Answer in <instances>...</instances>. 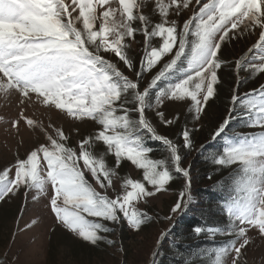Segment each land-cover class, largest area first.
Listing matches in <instances>:
<instances>
[{
	"label": "snow or ice",
	"instance_id": "6c2138e0",
	"mask_svg": "<svg viewBox=\"0 0 264 264\" xmlns=\"http://www.w3.org/2000/svg\"><path fill=\"white\" fill-rule=\"evenodd\" d=\"M189 11L191 16L183 19ZM254 33L247 51L257 55L250 65L244 63L246 56L235 65L264 80V0H151L150 5L128 0L127 7L121 0H115V7L113 0H92L90 7L86 0H0V96H14L22 106L13 129L23 120L28 128L39 127L48 142L0 171V201L21 188L44 193L50 185L49 205L56 220L93 245L103 239L99 233L110 231L105 221L126 223L138 235L153 227V221L168 222L170 227L151 235L146 249L151 260L145 264H164L168 236L193 208L190 157L196 151L198 125L220 98L219 73L227 63L222 58L224 47ZM138 44L142 55L132 52ZM146 74L151 79L142 85ZM241 83L237 81L230 95L228 115L210 129L212 142L225 141L222 154H213L210 163L217 169L238 165L243 175L236 191L242 195L226 205V228L205 224L191 229L197 237L214 238L218 232L231 237L215 251L211 264H248L245 257L255 239L264 241V83L246 91L243 98L238 95ZM33 97L74 121L91 120L100 127L70 147L62 129H54L53 136L23 116L25 102ZM238 103L244 111L237 110ZM185 104L183 121L181 113L167 118L162 110ZM149 112H154L158 124L148 118ZM234 118L239 126L258 131L228 135L234 131ZM160 126L169 133L175 128L176 139L161 134ZM148 140L166 146L163 158H150ZM97 143L114 156V168L93 153ZM199 154H206L205 145ZM41 156L46 176L38 174ZM124 160L142 170V180L120 177L117 169ZM13 169L14 178L9 179ZM173 182H178L179 194L163 216L133 207L159 199ZM84 214L95 219L88 221ZM177 264L189 261L184 258Z\"/></svg>",
	"mask_w": 264,
	"mask_h": 264
},
{
	"label": "rangeland",
	"instance_id": "374dc122",
	"mask_svg": "<svg viewBox=\"0 0 264 264\" xmlns=\"http://www.w3.org/2000/svg\"><path fill=\"white\" fill-rule=\"evenodd\" d=\"M121 2L124 7H127L128 0H121ZM150 2L151 0H145L146 5H150ZM203 2H207V0H203ZM86 3L90 7L92 0H86ZM113 7H115V0H113ZM145 12H148V7L145 8ZM76 14L73 13V15ZM191 14L189 11L183 19H187ZM177 19L180 23L183 22V19ZM77 26L82 27V23H78ZM258 31L257 29L256 32L258 33ZM137 39H140L139 36ZM189 39L191 41L194 37H190ZM254 39L255 33L251 38L246 36L239 43L232 41L226 43L224 47V56L222 58L227 61L225 66L232 67L233 69L235 81L232 86L233 91L237 87V81L251 80V82L254 81V85H257L256 87L259 86V83H264V80L251 76L246 68L242 69L241 73L240 69L238 70L235 65L236 60L242 56L247 57L244 61L246 65L252 63V57L256 56L257 53L255 51L248 53L247 50ZM132 52L135 55H142V45H135ZM105 58L112 59L114 63L117 62L114 57L108 54H105ZM118 66L126 75H130L126 68L122 65ZM183 66L186 67V61ZM150 79L151 76L146 74V79L142 80L141 84H146ZM161 86L164 85L162 84ZM252 88L250 87L247 90L241 91L239 87L238 95L243 98L244 93L251 91ZM224 96L226 97L225 93L221 97ZM187 103H190V101ZM223 104L221 103V106ZM229 106L230 108L232 107L231 104ZM239 106L242 107V104L238 103L237 107ZM21 108L22 106L19 105L14 96L7 99L0 96V171H3L6 167H11L18 159L26 158V155L30 151L41 144L48 143L44 132L39 127L34 129L28 128L23 120L20 121L18 129H13L12 122L19 118ZM162 110L165 111L167 118H171L174 113H181L180 119L183 121L187 114V104L184 107L169 105L167 109ZM216 110V105L212 103V107L208 109V116L205 117L203 125H198V127L201 129L205 128L208 131L212 129L216 122L221 120V117L217 119ZM237 110L244 111L243 107ZM154 115V112H149L148 118L154 124H158V120L153 119ZM23 116L33 119L39 125H42L44 130L50 135L55 136L54 129H62L68 137L69 146L73 148L77 146L78 141L83 136L94 133L100 127L91 120L74 121L60 112V110L55 109L54 106L48 108L40 105L39 99L35 97L25 102ZM158 131L163 135H168L171 139H176L175 128L169 133L160 126ZM250 131H258V129L247 128V132ZM195 141L196 151L190 157L193 175H196V168L193 163L196 157L199 156L200 146L214 143L211 139L204 141V138L195 139ZM203 141L204 144H201ZM92 151L97 158L104 160L107 167H115L114 156L106 153L102 144H94ZM46 170V162L43 161L41 156L38 174L46 176ZM117 171L121 178L142 180V170L135 169L127 160L122 161ZM14 175L15 171L13 169L9 174V179L14 178ZM88 179L95 187L94 181L91 180L90 176ZM25 192H28L27 197L25 196ZM178 194L170 188L159 199H153L152 203L147 205L143 204V202L134 203L133 207L140 211L152 208L154 211L164 215ZM109 195L114 194L109 192ZM50 197L51 187L47 185L44 193H39L35 189L21 188L15 196L0 201V264H145V261L150 262L151 260V256L146 253V249L149 246L148 239L156 232L170 227L168 222H159L149 228L147 233L144 232L138 235L129 229L126 223L123 226H119L105 221V226L110 231L99 233L103 239L93 245L82 240L77 234L69 231L62 223L56 220L55 215L50 209ZM69 210H72L71 206H69ZM84 216L88 221L95 219L88 217L86 214ZM122 231H125L129 237V240L123 243L121 241ZM109 240L113 243H107ZM245 259L248 264H264V241L256 238Z\"/></svg>",
	"mask_w": 264,
	"mask_h": 264
},
{
	"label": "trees",
	"instance_id": "16d2710c",
	"mask_svg": "<svg viewBox=\"0 0 264 264\" xmlns=\"http://www.w3.org/2000/svg\"><path fill=\"white\" fill-rule=\"evenodd\" d=\"M242 73V69H240ZM223 84L222 90L220 92V98L215 100L213 103L216 105V115L224 118L227 116L230 106V95L233 91L234 84V74L232 67H222L219 73ZM250 84V85H249ZM254 81L251 80L244 81L239 85L240 90H247L250 87H256ZM220 87V86H219ZM240 91V92H241ZM225 93L226 97H221ZM223 101L225 102L223 104ZM212 103V102H211ZM221 103L223 104L221 106ZM219 106V107H218ZM236 108L241 109L242 107ZM118 115L120 113H117ZM233 130H229L228 135L236 136L238 133L247 132L246 127L238 125V122L233 119ZM202 128L195 137L204 138L205 140H210V130ZM205 135V136H204ZM206 138V139H205ZM204 141L201 144H204ZM199 142V141H198ZM224 139L218 138V140L212 144L206 146V154L196 157L194 160L196 175L194 184L192 186V195L194 197L192 210L182 216L174 229L172 235L168 236L163 250L162 259L164 264H177V261L187 258L189 264H211L212 259H214V253L219 249L220 246L226 244L227 241L231 239L229 235L224 232H218L214 238H209L207 235L195 236L191 234V229L197 225H211L218 228H226L228 225V217L226 205L233 199L238 198L242 193H237L236 182L242 177L243 173L239 171L238 165H232L225 167L223 169L215 168L211 163L210 159L213 154L217 156L222 154V149L224 147ZM147 144L151 147L152 152L150 153V158L161 159L166 153V146L160 142L148 140ZM211 177V178H209ZM178 182H173L171 185V190L176 194L179 193ZM218 208L224 209L223 212L219 211ZM149 215L159 214L152 208L145 210ZM204 213V217L201 213ZM159 222L153 221L154 224ZM146 228L145 233H147ZM122 243L129 240V237L125 231L121 232ZM179 241L178 244H174L173 241Z\"/></svg>",
	"mask_w": 264,
	"mask_h": 264
}]
</instances>
